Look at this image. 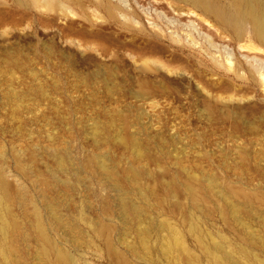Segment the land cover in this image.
I'll return each instance as SVG.
<instances>
[{
    "label": "rangeland",
    "instance_id": "1",
    "mask_svg": "<svg viewBox=\"0 0 264 264\" xmlns=\"http://www.w3.org/2000/svg\"><path fill=\"white\" fill-rule=\"evenodd\" d=\"M249 29L238 37L184 0H0V176L10 196L0 242L11 245L0 264H61V252L118 264L108 234L133 264H213L208 248L224 241L242 264L264 263V44ZM229 185L253 195L233 199L246 206L244 224L213 211ZM191 186L208 194L202 202ZM124 192L143 207L148 249L123 215ZM162 221L184 243L168 254ZM243 246L260 263L240 257Z\"/></svg>",
    "mask_w": 264,
    "mask_h": 264
},
{
    "label": "bare ground",
    "instance_id": "2",
    "mask_svg": "<svg viewBox=\"0 0 264 264\" xmlns=\"http://www.w3.org/2000/svg\"><path fill=\"white\" fill-rule=\"evenodd\" d=\"M21 1V0H20ZM184 1H187L189 3H191L193 6L201 9L203 12L213 16L219 23H221L222 25H224L225 27H227L228 29H230L235 35H237L238 37H242L243 34H245L244 32L247 30V28L251 29V32L253 34V36H255V38L260 41L262 44H264V0H184ZM21 3V2H20ZM23 3V1H22ZM110 14H113V10H109ZM249 29V30H250ZM247 32V31H246ZM123 138V142H127V143H130L132 145H136L137 143L135 142V140L133 139H130V138H127V137H122ZM129 144V145H130ZM139 148V147H138ZM141 151V150H140ZM97 162V161H96ZM101 162V161H100ZM99 162V163H100ZM98 163V162H97ZM102 166V165H101ZM103 169L105 168H109V167H102ZM111 169V168H110ZM114 169V168H113ZM130 169V168H129ZM127 169L128 171V174L127 175H130V179H132L134 182L135 181H138L140 178H139V172L137 174L136 169L135 171H131ZM108 170V169H106ZM104 170V172L106 171ZM134 170V169H132ZM113 171V170H112ZM180 171V170H179ZM126 172V171H124ZM123 173V172H122ZM179 173V172H178ZM107 174V173H106ZM108 174L111 175V170H108ZM113 174V173H112ZM115 174V173H114ZM113 174V175H114ZM117 174V173H116ZM115 174V175H116ZM112 175V176H113ZM126 175V176H127ZM114 177V176H113ZM3 177L0 176V185L3 189V194L0 195V202H3L2 200H8L10 198L9 196V189H7V185L5 180L2 179ZM121 178V176L119 177V179ZM124 178V177H123ZM127 178V177H126ZM179 179V178H177ZM194 179V178H193ZM199 179V178H197ZM122 180V179H121ZM126 180V179H124ZM212 180V178H211ZM132 181V183H133ZM190 181V180H189ZM200 181V180H199ZM202 181V180H201ZM131 182V181H130ZM204 182V181H203ZM121 182H118V190L120 188V190H123L124 188L123 187H126V186H123L122 187V184H120ZM127 183V182H126ZM140 183V182H139ZM139 183L137 182L136 185ZM190 183V182H189ZM209 183V182H208ZM171 184V183H170ZM169 184V185H170ZM214 184V183H213ZM212 184V185H213ZM216 184V183H215ZM135 185V186H136ZM142 185V184H141ZM190 185V184H188ZM193 185V184H191ZM198 185V184H197ZM209 185V184H208ZM143 186V185H142ZM201 186V185H200ZM203 186V185H202ZM211 186V184H210ZM144 187V186H143ZM142 187V192L144 190V194L147 196V192L145 191V189ZM146 187V186H145ZM148 187V186H147ZM171 187L172 184H171ZM204 187V186H203ZM216 187V186H215ZM141 188V187H139ZM150 188V187H148ZM187 188V187H186ZM201 188V187H199ZM217 188V187H216ZM131 189V188H130ZM137 189V188H136ZM147 189V188H146ZM169 189V188H168ZM175 189V188H174ZM184 189V188H183ZM202 189V188H201ZM200 189V190H201ZM214 189V188H213ZM126 190V189H125ZM123 190V191H125ZM141 190V189H140ZM148 190V189H147ZM150 190V189H149ZM170 190V189H169ZM205 190L202 189V191ZM208 190V189H207ZM212 190V189H211ZM226 190V191H224ZM223 192H226V196H228V199L226 200L225 205L224 206H216L215 209L213 210L214 212H218L220 214V216L224 219V220H228L231 219V220H235L237 222H239L240 224H244V221L245 219H243V213H244V208L246 206H243L240 202H236L234 201L233 199L234 198H244L245 200L249 201L251 198H253V195L242 190V189H237V188H234V187H231L229 185V188L227 189H224ZM185 191V189H184ZM210 191V190H209ZM121 192V191H120ZM141 192V191H140ZM175 192V191H174ZM173 192V193H174ZM186 192V191H185ZM188 192L189 194H191V198H192V201L193 203L195 204H198L200 202H202L204 199H203V196L204 195H208V194H200L201 192H199V190L194 187V186H191L188 188ZM187 192V193H188ZM208 192V191H206ZM132 193V192H131ZM153 193V192H152ZM171 193V192H170ZM123 195H121V197H119V203H120V207L122 208L123 210V215H125V218L127 220H133V222H136L134 225L136 229V234H137V237H138V241L142 244L143 247L145 248H150V240H149V234H152L151 229L149 227H140V219L145 216L144 214V211L142 210L141 206L138 205V201H137V204L132 202V199L131 201L129 200L130 198H127L124 194L122 193ZM155 194V193H154ZM176 194V192L174 193ZM150 195V194H149ZM169 195V194H168ZM225 195V194H224ZM143 196V195H142ZM141 196V197H142ZM145 196V197H146ZM259 196V195H258ZM129 197V196H128ZM208 197V196H207ZM206 197V198H207ZM215 197V196H214ZM151 196L149 197L148 196V199H150ZM205 200L207 201L208 198ZM218 198V197H216ZM229 198H231V200H229ZM259 199V198H258ZM143 200H144V197H143ZM161 200V199H160ZM238 200V199H236ZM159 201V200H158ZM162 201V200H161ZM210 201V200H209ZM225 201V200H224ZM251 201V200H250ZM141 202V201H140ZM149 202V200H148ZM157 202V201H156ZM160 203V201H159ZM243 203V202H242ZM145 205V203H143ZM156 204V203H155ZM162 204V203H161ZM160 205V204H159ZM143 206V205H142ZM148 206V205H147ZM164 206V205H163ZM162 206V207H163ZM197 206V205H196ZM156 207V205H155ZM151 208V207H150ZM159 208V207H158ZM200 208V206H199ZM204 208V207H203ZM120 209V208H119ZM157 209V207H156ZM164 209V208H163ZM162 209V211H163ZM198 209V208H197ZM247 209V208H246ZM52 212L51 215L53 216V220L56 224V226H60L61 225V219L60 217L57 215V208L56 207H53L51 208ZM145 210V209H144ZM151 209H149V212H150ZM160 210V209H159ZM201 210V209H200ZM204 210V209H203ZM208 210V209H207ZM157 211V210H156ZM211 209L208 210V211H205V212H208L209 215H211V213L213 212ZM247 211V210H246ZM121 212V210H120ZM160 212V211H158ZM248 212V211H247ZM152 214V212H150ZM162 213V212H160ZM246 213V212H245ZM250 213V212H248ZM122 214V213H120ZM150 214V215H151ZM187 214V213H186ZM203 215V214H202ZM213 215V214H212ZM248 215V214H247ZM35 216H36V220H35V226L37 228V231L40 235V237L42 239L45 238V230H44V223L42 221V213H39V211H35ZM193 216V215H192ZM245 216V215H244ZM202 217V216H201ZM205 217V216H204ZM195 219V218H194ZM143 220V219H142ZM141 220V221H142ZM149 220V218L147 219ZM247 220V219H246ZM264 220V218H263ZM150 221V220H149ZM157 221V220H155ZM195 221V220H194ZM192 222L191 224V230H198V225H197V221L195 222ZM130 222V221H129ZM145 222V221H144ZM147 222V221H146ZM164 222V223H163ZM138 223V224H137ZM151 223V222H150ZM247 223H249L247 221ZM144 224V223H143ZM148 224V223H147ZM63 225V223H62ZM61 225V226H62ZM131 225V224H130ZM140 225V226H139ZM234 225V224H233ZM99 226V225H98ZM110 226V225H109ZM133 227V225H131ZM147 226V225H146ZM155 226V225H153ZM242 226V225H241ZM159 227L162 229L164 228L165 229V232H166V229L170 231L171 235L169 237V239L165 240L166 238H164V240L166 242H161V247L162 249V252L164 254H168L170 252H172L176 246H184V243H183V240H182V234L180 233V231L175 228H173V230H170L172 229V227L169 226L168 223H166L165 221H162L161 224L159 225ZM134 228V227H133ZM98 229V228H97ZM96 229V230H97ZM109 227H108V224H102L101 225V228L100 230L101 231H104L105 233L107 232L106 230H108ZM241 229V227H240ZM132 230V229H130ZM134 230V229H133ZM160 230V229H159ZM200 230V229H199ZM3 231L5 232L6 231V227L4 226L3 227ZM100 231V232H101ZM193 231V232H194ZM99 232V233H100ZM161 232V231H160ZM164 232V233H165ZM210 232V231H209ZM197 233V232H196ZM4 234V233H3ZM135 234V233H134ZM166 234H168L166 232ZM211 234V233H210ZM159 235V234H158ZM162 235V234H161ZM165 235V234H164ZM254 235V234H253ZM136 236V235H134ZM156 236V235H155ZM167 236V235H166ZM244 236V235H243ZM150 237H152L150 235ZM162 237V236H161ZM168 237V236H167ZM213 237V236H211ZM217 237V236H215ZM214 238V237H213ZM253 236H249L245 235V237H243V239L245 240V242L250 245L249 241L251 243H253ZM163 239V238H162ZM201 239V238H200ZM216 240V238H214ZM218 239V238H217ZM259 239V238H258ZM262 239V238H261ZM213 240V241H215ZM248 241V242H247ZM255 241V240H254ZM124 242V241H122ZM225 242V241H224ZM223 242V243H224ZM256 242V241H255ZM8 243V242H7ZM222 242H216V243H211V247L210 249L208 248V256L209 258H211V260L213 261V264H242L241 262V259L236 257L234 255V253L232 251H230V249L226 250L225 249V245H223ZM127 244V243H126ZM131 244V243H130ZM133 244V243H132ZM263 246H264V243H262ZM202 245V244H201ZM252 245V244H251ZM8 245H5V244H2L0 242V257L5 261V262H8L9 260V255H8V247L11 246L9 245L8 247H6ZM106 246L108 247V250L111 254V256L114 258V261L117 262L118 264H133L131 262V260H129V258L127 257V255H125L122 251H120L118 248L115 247V245L113 244L112 242V238L109 236L108 234V237L106 239ZM105 246V247H106ZM242 246V244H241ZM129 247V246H128ZM13 248V247H12ZM134 248H136L134 246ZM138 248V247H137ZM205 248V247H204ZM177 249V248H176ZM133 250V249H132ZM136 250V249H135ZM202 250V249H201ZM47 250L45 249L43 251V254H46ZM145 251V250H144ZM146 251H149V250H146ZM151 251V249H150ZM187 251V250H186ZM207 252V249L205 250ZM137 252V250H136ZM237 252H239L240 254V257H245V260H246V257L249 256L251 258H253V261L254 262H259L260 263V260L259 258H257L258 256H252L250 255V251L248 250V246H243V247H239V249L237 250ZM258 252V251H256ZM148 253V252H147ZM152 253V251H151ZM149 254V253H148ZM178 255V254H177ZM180 255V254H179ZM186 255V254H185ZM207 255V253H206ZM187 256V255H186ZM185 256V257H186ZM192 256V255H191ZM151 257V256H150ZM153 258V257H152ZM178 258V257H177ZM190 258V257H189ZM188 258V259H189ZM179 259H180V256H179ZM187 259V258H186ZM187 259V260H188ZM247 259H249L247 257ZM261 259V258H260ZM58 260L61 264H75V261L73 260V258L71 256H69L68 254L64 253V252H61L59 255H58ZM191 260V259H190ZM189 261V260H188ZM251 261V260H250ZM191 262V261H189ZM249 264V263H248ZM253 264V263H251ZM261 264H264L261 262Z\"/></svg>",
    "mask_w": 264,
    "mask_h": 264
}]
</instances>
